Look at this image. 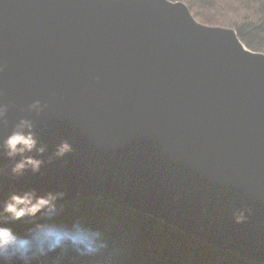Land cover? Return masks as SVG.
I'll return each instance as SVG.
<instances>
[{
	"label": "water",
	"instance_id": "obj_1",
	"mask_svg": "<svg viewBox=\"0 0 264 264\" xmlns=\"http://www.w3.org/2000/svg\"><path fill=\"white\" fill-rule=\"evenodd\" d=\"M0 106V205L108 198L264 264V53L234 29L181 1L0 0ZM21 119L36 149L9 157Z\"/></svg>",
	"mask_w": 264,
	"mask_h": 264
},
{
	"label": "trees",
	"instance_id": "obj_2",
	"mask_svg": "<svg viewBox=\"0 0 264 264\" xmlns=\"http://www.w3.org/2000/svg\"><path fill=\"white\" fill-rule=\"evenodd\" d=\"M170 1L185 3L200 23L234 29L248 49L264 53V0ZM55 222L68 228L79 223L98 231L105 246L93 255H82L68 246L34 264H260L213 248L108 198L85 197L58 204ZM10 226L24 234L31 222L22 220Z\"/></svg>",
	"mask_w": 264,
	"mask_h": 264
},
{
	"label": "clouds",
	"instance_id": "obj_3",
	"mask_svg": "<svg viewBox=\"0 0 264 264\" xmlns=\"http://www.w3.org/2000/svg\"><path fill=\"white\" fill-rule=\"evenodd\" d=\"M30 110L42 111L39 101L29 106ZM7 108L0 106V118H3ZM31 121L21 119L15 129L4 141V148L9 157L32 152L36 149L35 137L25 130H30ZM43 154V147L38 149ZM70 145L61 144L56 155L64 156L70 152ZM42 161L25 157L16 162L12 168L14 174H23L31 169L38 172ZM62 198L58 193L38 195L35 191L13 194L0 205V264H34L40 257L57 249L72 247L82 255H93L99 252L105 243L101 233L81 224H74L71 228L61 226L55 222L58 215V201ZM244 214L236 217V222L244 220ZM22 220L31 222V227L24 234L15 231L10 225Z\"/></svg>",
	"mask_w": 264,
	"mask_h": 264
}]
</instances>
